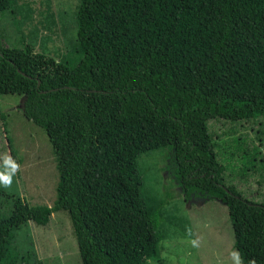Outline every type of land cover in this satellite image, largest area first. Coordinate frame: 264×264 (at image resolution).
<instances>
[{
	"label": "trees",
	"instance_id": "1",
	"mask_svg": "<svg viewBox=\"0 0 264 264\" xmlns=\"http://www.w3.org/2000/svg\"><path fill=\"white\" fill-rule=\"evenodd\" d=\"M18 4L0 0V15L33 23L34 9ZM75 21L76 42L60 60L36 50L38 24L24 49L0 32V96L24 97L23 115L47 135L58 172L53 206L0 186V264H42L22 252L18 233L62 211L82 264L155 259L160 213L146 204L138 164L168 147L187 198L226 205L243 264H264V198L225 183L220 159L230 149L209 131L213 121L259 124L257 148L243 154L264 184V0H80Z\"/></svg>",
	"mask_w": 264,
	"mask_h": 264
},
{
	"label": "rangeland",
	"instance_id": "2",
	"mask_svg": "<svg viewBox=\"0 0 264 264\" xmlns=\"http://www.w3.org/2000/svg\"><path fill=\"white\" fill-rule=\"evenodd\" d=\"M18 1L24 11L25 2L34 9V20L25 23L19 14L17 19L10 14L0 15V32L6 46L24 49L30 40H25V34L38 24L36 50L58 60L67 55L77 39L75 12L80 0ZM49 5L53 16L47 13ZM41 22L50 30H45ZM23 102L21 96H0V165L3 156L8 154L22 166L11 187H1L8 194L24 198L30 206H53L58 183L56 159L45 132L23 115ZM242 124L213 121L209 131L214 133L217 143L230 149L224 159H220V164L225 167V183L238 184L240 190L252 194L253 199L264 198V184H259L260 173L252 172L248 156L243 154L257 148L253 130L261 127L258 124L257 128H251L253 125L246 123L241 128ZM239 137L243 142L235 141ZM234 152L238 153L232 156ZM257 158L259 161L264 158V148ZM138 167L146 204L159 211L161 220L159 254L146 264H233L231 253L236 250L235 238L227 206L200 193L187 198L177 175L174 149L168 147L145 153L139 159ZM192 240H198L199 246L194 247ZM17 243L23 253L36 252L42 264H82L71 221L65 211L54 214L47 226L29 223L18 233Z\"/></svg>",
	"mask_w": 264,
	"mask_h": 264
},
{
	"label": "clouds",
	"instance_id": "3",
	"mask_svg": "<svg viewBox=\"0 0 264 264\" xmlns=\"http://www.w3.org/2000/svg\"><path fill=\"white\" fill-rule=\"evenodd\" d=\"M21 170L22 166L11 155L5 154L3 156V163L0 165V186L5 188L11 187L14 179L18 177ZM191 243L194 247L199 246L198 240H192ZM231 257L233 264H243V260L238 250H233ZM249 264H256V262L255 260H252Z\"/></svg>",
	"mask_w": 264,
	"mask_h": 264
}]
</instances>
